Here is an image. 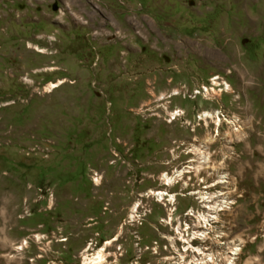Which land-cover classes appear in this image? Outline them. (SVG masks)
Here are the masks:
<instances>
[{
  "label": "rangeland",
  "instance_id": "obj_1",
  "mask_svg": "<svg viewBox=\"0 0 264 264\" xmlns=\"http://www.w3.org/2000/svg\"><path fill=\"white\" fill-rule=\"evenodd\" d=\"M100 250L264 264V0H0V264Z\"/></svg>",
  "mask_w": 264,
  "mask_h": 264
},
{
  "label": "bare ground",
  "instance_id": "obj_2",
  "mask_svg": "<svg viewBox=\"0 0 264 264\" xmlns=\"http://www.w3.org/2000/svg\"><path fill=\"white\" fill-rule=\"evenodd\" d=\"M60 84V83H59ZM59 84H56V83H51L50 85H49V90H53V89H56L58 86H59ZM63 84V83H62ZM231 88H229L228 87V90H230ZM212 115L210 114V113H206V114H204L203 115V117L204 118H210ZM216 123L218 124V127L220 126V124L222 123V120H221V118H220V116L218 115L217 116V120H216ZM164 179H165V181L168 183V184H171V182L173 181L172 180V178H169V176L167 177V176H165L164 177ZM223 179V181H221V183L222 184H226L227 183V181L225 180V178L223 177L222 178ZM158 196H160V199L162 200L163 199V196L165 195V194H163V193H159V194H157ZM217 197V196H216ZM158 198V197H157ZM214 198V197H213ZM205 199H207V200H209L211 203L213 202V201H217L216 203H215V205H210L209 206V214H208V216L207 217H204L203 218V221L205 222V224L207 223V225L209 224L208 222L210 221V220H212V219H216L217 218V216L215 215L216 213H218V212H220V211H223L224 209H218L219 208V206L220 205H218V203L220 202L219 200V197H217L216 199H213L212 200V197H208V196H206L205 197ZM224 201H221V202H223V204H225V206H226V208H227V206L228 205H230L229 203H227V200H225V199H223ZM170 201H174V197H171L170 198ZM220 202V203H221ZM222 206V205H221ZM179 230V229H178ZM178 233H180L181 234V230L180 231H178ZM200 236H203V235H201V234H199V233H195L194 234V239H195V237L197 238V237H200ZM231 249H233V248H231ZM239 250V248H235L234 250H233V253H232V255H237V251ZM89 250H86L85 252H88ZM210 259H211V257H210ZM104 262H105V257H104V254H103V250H100V251H98L97 253H95V254H93L91 257H85V259H84V263L83 264H104Z\"/></svg>",
  "mask_w": 264,
  "mask_h": 264
},
{
  "label": "built area",
  "instance_id": "obj_3",
  "mask_svg": "<svg viewBox=\"0 0 264 264\" xmlns=\"http://www.w3.org/2000/svg\"><path fill=\"white\" fill-rule=\"evenodd\" d=\"M206 202H207V201H206ZM208 212H209V209L207 208V214H208ZM190 213H191V212H190ZM196 232H198V231H196ZM198 233L200 234V233H202V232H198ZM197 238H199V237H197ZM200 238H201V239H204V240L207 241V232L204 231V236H200ZM200 238H199V239H200ZM191 247H193V245H191ZM193 248L196 249L195 247H193ZM210 257H212V256H208V257L205 256V257H204V260H202V262H200V261H195V263H194V262H190V264H206V263H208L209 261L212 262V260H213L212 258H213V257H212L211 259H210ZM205 260H206L207 262H206ZM231 263H233V261H232V262L230 261V263H228V264H231Z\"/></svg>",
  "mask_w": 264,
  "mask_h": 264
},
{
  "label": "flooded vegetation",
  "instance_id": "obj_4",
  "mask_svg": "<svg viewBox=\"0 0 264 264\" xmlns=\"http://www.w3.org/2000/svg\"><path fill=\"white\" fill-rule=\"evenodd\" d=\"M56 8V7H55ZM56 10H57V8H56Z\"/></svg>",
  "mask_w": 264,
  "mask_h": 264
},
{
  "label": "water",
  "instance_id": "obj_5",
  "mask_svg": "<svg viewBox=\"0 0 264 264\" xmlns=\"http://www.w3.org/2000/svg\"><path fill=\"white\" fill-rule=\"evenodd\" d=\"M55 10H56V8H55Z\"/></svg>",
  "mask_w": 264,
  "mask_h": 264
}]
</instances>
